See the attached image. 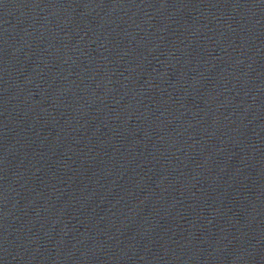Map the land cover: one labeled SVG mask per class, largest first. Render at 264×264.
<instances>
[{"label":"water","instance_id":"water-1","mask_svg":"<svg viewBox=\"0 0 264 264\" xmlns=\"http://www.w3.org/2000/svg\"><path fill=\"white\" fill-rule=\"evenodd\" d=\"M0 264H264V0H0Z\"/></svg>","mask_w":264,"mask_h":264}]
</instances>
